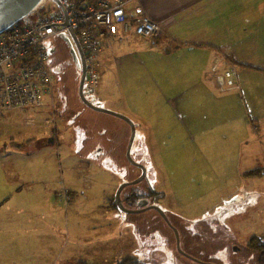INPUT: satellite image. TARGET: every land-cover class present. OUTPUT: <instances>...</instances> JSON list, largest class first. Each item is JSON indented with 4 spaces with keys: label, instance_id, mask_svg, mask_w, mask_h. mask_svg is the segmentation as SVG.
<instances>
[{
    "label": "rangeland",
    "instance_id": "374dc122",
    "mask_svg": "<svg viewBox=\"0 0 264 264\" xmlns=\"http://www.w3.org/2000/svg\"><path fill=\"white\" fill-rule=\"evenodd\" d=\"M51 8L56 11L57 6L53 4ZM44 46L49 71L56 81L54 92L44 100L41 109L0 111V167L17 168V173L9 177L11 181H17L22 176L19 171H25L31 173L32 182L36 181L32 185L39 183L41 190L43 186H56V196L53 191L51 199H58L57 209L68 217V228L63 226L65 235L72 238L67 250L72 248L89 264H116L127 258L144 264H256L257 254L249 251L247 244L252 237L264 240V123L253 122L244 99L257 97L259 91H264V80H247L244 98L239 92L234 101L216 99V95L207 99L216 111L209 107L208 119L216 120L202 127L206 140H193L194 135L200 134L201 125L193 128L194 118L173 109V105L169 108L163 105L169 103L165 100L168 93L157 91L144 71L149 69L148 65L147 69L138 68L136 59H132L129 68L118 67L120 60L116 55L105 66L101 67L100 62L97 94L87 95L92 103L99 98L109 107L122 102L120 105L138 121L129 155L134 163L143 166L145 179L125 187L121 197L132 187L153 191L155 195L150 202L177 231L179 250L200 262L196 263L180 253L172 228L152 209L125 215V226L116 229L121 230L120 238L107 241L109 231L105 225L109 222L101 216L114 212L109 201L114 199L117 189L140 175L126 161L128 142L116 147L119 129L126 131L128 140L131 130L120 119L87 109L80 103V59L68 32L46 39ZM55 50L58 54L51 65ZM163 64L160 72L167 79L168 61L165 59ZM235 70L238 75L236 65ZM221 80L226 82L225 72L218 77L217 85L219 89L226 88L220 86ZM73 103L78 109H65ZM152 106L160 108L154 115ZM58 107L64 108L63 111ZM79 109L112 123L83 119L85 116L79 115ZM100 109L123 116L112 109ZM57 118L65 120L64 128L58 125V141L49 133L56 128ZM220 118L235 121L221 129ZM134 120L131 122L135 126ZM224 135L226 140H222ZM30 137L33 143H25L22 148L12 144ZM259 168L262 173L246 175ZM63 191L70 195L68 202L60 198ZM31 198L30 195L28 199ZM39 204L38 199H32V205ZM94 217L99 221L88 230ZM110 223L111 231L115 222Z\"/></svg>",
    "mask_w": 264,
    "mask_h": 264
},
{
    "label": "crops",
    "instance_id": "0c3cea01",
    "mask_svg": "<svg viewBox=\"0 0 264 264\" xmlns=\"http://www.w3.org/2000/svg\"><path fill=\"white\" fill-rule=\"evenodd\" d=\"M140 5L143 13L161 26L162 36L157 40L130 36L122 45L105 44L100 52L101 67L114 55L120 60L118 67L123 65L129 68L132 59L137 60L138 68L147 69L148 65L149 69L144 71L151 77L150 82L158 92L166 91L168 97L165 100L172 103L163 102V105L167 108L173 105V109L178 108L194 118L193 128L201 125L198 129L201 132L198 136L194 135L193 140H206L202 127L216 120L208 119L209 107L216 111L212 105H208L207 99L216 95V99L234 101L235 94L239 92L244 98L247 80H264V0H140ZM165 59L168 61L167 79L160 72L165 66ZM231 63L238 68L239 89L221 91L217 79ZM158 83L160 85L157 87ZM263 100L264 91H259L257 97L244 99L248 116L256 124L264 123ZM92 104L112 109L134 120L127 108L120 105L122 102H115L109 107L105 100L101 102L97 98L96 103ZM65 109L78 108L73 103L66 105ZM159 109L152 106V115ZM86 111L79 112V115L85 116L83 119L90 117L97 122L112 123V120ZM218 120H222L221 129L235 121L225 118ZM134 122L137 131L138 121ZM58 125L64 128L65 120L57 123L56 141L59 137ZM116 135V147L121 148L122 144H126L128 134L124 129H119ZM226 138L224 135L222 140ZM17 171L14 167H0V179L3 180L0 184V264H89L84 262L85 259L81 260L72 248L71 251L67 250L72 241L71 235L67 237L63 228H68V217L57 209L58 199H51L53 191L56 196V186H43L41 190L39 183L32 185L36 181L32 182L31 173L25 171H19L22 176L19 175L17 181H11L9 177ZM25 174L29 177L26 178ZM30 195L32 198L28 199ZM33 198L38 199L40 204L32 205ZM113 211L101 216L102 220L109 222L105 225L109 231L107 241L120 238L121 230L116 229L125 226V215H131ZM92 221L87 226L88 230L99 220L94 217ZM110 222H115L111 231ZM76 223L77 220L72 224V230H75Z\"/></svg>",
    "mask_w": 264,
    "mask_h": 264
},
{
    "label": "built area",
    "instance_id": "2783aa9c",
    "mask_svg": "<svg viewBox=\"0 0 264 264\" xmlns=\"http://www.w3.org/2000/svg\"><path fill=\"white\" fill-rule=\"evenodd\" d=\"M51 0H43L50 2ZM68 16L51 7L33 24H17L0 33V109L2 111L41 108L54 92V79L47 67L44 41L68 29L77 32L85 56L83 92L95 96L99 84L100 52L105 44H122L130 36L157 40L162 28L143 13L140 0H58ZM134 5V8H129ZM74 32V33H75ZM76 34V33H75ZM105 42V43H104ZM221 91L239 89L237 71L231 64L225 71ZM31 125L30 122H26ZM65 197H67L65 195Z\"/></svg>",
    "mask_w": 264,
    "mask_h": 264
},
{
    "label": "water",
    "instance_id": "95a60500",
    "mask_svg": "<svg viewBox=\"0 0 264 264\" xmlns=\"http://www.w3.org/2000/svg\"><path fill=\"white\" fill-rule=\"evenodd\" d=\"M40 1L41 0H0V33L5 31L11 24H13V23L17 22L18 20L22 19L23 17H25L28 13H30L32 11V9L34 7L37 6V4ZM52 1L59 7V9H61L63 11V13L65 15V22L63 24L53 23L51 25H46V26H43V27L39 28L40 30H43V29H45L47 27H50L52 25L68 26V19L69 18L66 15L65 9L62 7V4H60V2L58 0H52ZM67 32H68V34H69V36H70V38H71V40H72L77 52H78V56H79V59H80L81 74H80V80H79V85H78V97H79V100L86 108H89V109H91L93 111H96V112L105 113V114H108L110 116H114V117L120 119L121 121H123V122H125L126 124L129 125L130 130H131V134H130V137H129V140H128V143H127V146H126V153L125 154H126V158L131 162L129 152H130V148L132 146L133 136H134V133H135L134 126L131 123V121L129 119H127L126 117L118 115V114H115V113H112V112H109V111L104 110V109H100L99 107H95L91 102H89L86 99V97H85V95L83 93V84H84V77H85L84 55H83L81 46H80V44H79V42L77 40L76 35L70 29H68ZM131 164H133L134 166H136L137 168H139L141 170V175L135 180H132V181H130L128 183L122 184L117 189L116 194L114 196V203H115V205L117 206V208L121 212H124V213H127V214H137V213L143 212L145 209H143V210H130V209H127V208L123 207V205L121 203V200H120V194H121L122 190L125 187L136 185V184L140 183L141 181H143L145 179V169L143 168V166H141L139 164H135L133 162H131ZM146 204H147L146 200H143V201L139 202V206H143V205H146ZM150 208L156 210L160 214L162 219L170 226L166 216L163 214V212H161L159 210V208H157V207H150ZM172 230H173L174 235H175L177 249L179 250L178 233L173 228H172ZM180 253L183 256H185L186 258H188V259H190L192 261H195L196 263H200V262L192 259L191 257L185 255L181 251H180Z\"/></svg>",
    "mask_w": 264,
    "mask_h": 264
},
{
    "label": "bare ground",
    "instance_id": "6f19581e",
    "mask_svg": "<svg viewBox=\"0 0 264 264\" xmlns=\"http://www.w3.org/2000/svg\"><path fill=\"white\" fill-rule=\"evenodd\" d=\"M78 2H84V1H94V0H77ZM55 5V6H57L52 0L50 1V2H43V0H41L38 4H37V6L36 7H34L33 9H32V11L30 12V13H28L25 17H23L22 19H20V20H18L17 22H15V23H13V24H11L9 27H11V26H14V25H17V24H33V23H35L36 21H37V19L41 16V15H43L44 13H46L47 11H48V8L49 7H51L52 5ZM57 8L59 9V7L57 6ZM61 10V9H60ZM62 11V10H61ZM32 18H36V20L35 21H31L32 20ZM68 31V30H67ZM66 31V32H67ZM72 31V30H71ZM73 32V31H72ZM75 32V31H74ZM73 32V33H74ZM76 33V34H75ZM74 34L76 35V37H77V40H78V42H79V44H80V46H81V49H82V52H83V55L85 56V53H84V50H83V47H82V44H81V42H80V40H79V36H78V33L77 32H75ZM54 37V36H53ZM53 37H50V38H53ZM126 42V41H125ZM124 42V43H125ZM105 43V42H104ZM124 43H122V44H124ZM122 44H117V45H122ZM115 46V45H114ZM49 59V58H48ZM48 62L49 61H47V67L49 66V64H48ZM49 69V68H48ZM99 71V70H98ZM50 72V71H49ZM99 74V73H98ZM52 75V74H51ZM53 76V75H52ZM53 78H54V76H53ZM84 79H85V77H84ZM100 79V78H99ZM54 82H55V80H54ZM99 85V84H98ZM83 86H84V84H83ZM98 88V87H97ZM235 90H238V89H235ZM84 93V92H83ZM96 94H97V92H96ZM85 95V94H84ZM96 96V95H95ZM85 97H86V99H87V96L85 95ZM88 100V99H87ZM80 101V100H79ZM89 101V100H88ZM89 102H91V101H89ZM95 106V105H94ZM96 107V106H95ZM41 108H43V107H41ZM41 108H37V109H41ZM34 109H36V108H34ZM51 109H52V107H51ZM89 109V108H88ZM25 110V109H24ZM54 111H55V109H53ZM91 110V109H90ZM0 111H1V109H0ZM13 111H17V110H13ZM6 112H8V111H6ZM131 121V120H130ZM123 123H125V122H123ZM132 123V122H131ZM126 124V123H125ZM133 124V123H132ZM27 125V124H26ZM126 125H128V124H126ZM129 126V125H128ZM134 126V125H133ZM56 129H57V126H56V128L54 127L49 133H51L52 135H53V137H54V139L56 140ZM134 130H135V126H134ZM50 142H54L52 139H50L49 140ZM126 153V152H125ZM126 155V154H125ZM131 159V158H130ZM127 161V163L128 164H131V162H133L132 160H131V162L127 159L126 160ZM134 163V162H133ZM135 164H137V163H135ZM132 166H134L133 164H131ZM140 165V164H139ZM130 166V165H129ZM131 166V167H132ZM142 166V165H141ZM134 168H136V169H139V168H137L136 166H134ZM136 177V178H135ZM133 179L135 180V179H137L138 177H137V175L135 176ZM143 181H141L140 183H142ZM140 183H138V184H140ZM123 191V190H122ZM65 195L67 196V197H65ZM70 197V195H69V193L67 192V191H63L61 194H60V198H62L63 200H65V201H69V198ZM117 207V206H116ZM118 209V208H117ZM118 211L119 212H121L119 209H118ZM122 213H124V212H122ZM124 214H127V213H124Z\"/></svg>",
    "mask_w": 264,
    "mask_h": 264
},
{
    "label": "trees",
    "instance_id": "16d2710c",
    "mask_svg": "<svg viewBox=\"0 0 264 264\" xmlns=\"http://www.w3.org/2000/svg\"><path fill=\"white\" fill-rule=\"evenodd\" d=\"M57 50H55L52 55H51V65L54 64V56L55 54L57 53L58 54V51L56 52ZM34 139L31 138L30 140H26L25 142L23 143H12L13 145H15V147L17 148H22L23 145H25V143H29L30 141H33ZM128 142V138L126 140V143ZM260 172V169L258 170H254V171H251V172H248L246 173L247 176H254V175H257L259 174ZM130 193H143L142 191H138L136 189H134L133 187L130 189ZM151 195L153 194L152 192L150 193ZM155 195V194H154ZM144 196H147L144 194ZM137 196L134 194V200H136ZM135 202V201H134ZM112 205V209L113 210H116L118 211L117 207L115 206V204L112 202L111 203ZM247 249L253 253H256L257 257H256V264H264V240L261 239V238H258V237H252L250 239V241L248 242L247 244ZM79 264H84V263H79ZM117 264H144V263H141L139 262L138 260L134 259V258H127V259H124V260H121L119 261Z\"/></svg>",
    "mask_w": 264,
    "mask_h": 264
},
{
    "label": "flooded vegetation",
    "instance_id": "af4514ba",
    "mask_svg": "<svg viewBox=\"0 0 264 264\" xmlns=\"http://www.w3.org/2000/svg\"><path fill=\"white\" fill-rule=\"evenodd\" d=\"M55 80V79H54ZM56 82V81H55ZM79 83V82H78ZM140 171V175H141V170L138 169ZM139 175V176H140ZM136 178V177H135ZM124 190V189H123ZM143 193H134L137 198L136 200H134V194L133 193H127L125 194L123 197H121V194H120V200H121V203L123 205V207L127 208V209H130V210H143L145 209L144 211H147L149 209H151L150 207H156L154 206L151 202H150V199H151V196L154 195L153 191L151 190H145V191H142ZM153 193L152 195L150 193ZM122 193V192H121ZM147 195V196H144ZM143 200H146L147 201V204L146 205H143V206H139V202L143 201ZM135 201V202H134ZM114 203V199L111 200V203ZM115 204V203H114ZM116 206V205H115ZM147 208V209H146ZM154 210V209H152ZM143 211V212H144ZM156 211V210H154ZM157 212V211H156ZM142 213V212H141ZM158 213V212H157ZM159 214V213H158ZM160 215V214H159ZM161 217V216H160ZM162 218V217H161Z\"/></svg>",
    "mask_w": 264,
    "mask_h": 264
}]
</instances>
